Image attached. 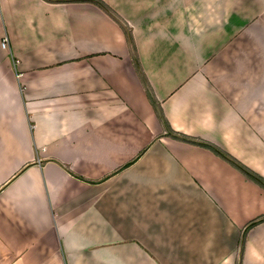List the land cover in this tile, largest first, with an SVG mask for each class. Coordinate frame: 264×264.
Wrapping results in <instances>:
<instances>
[{"label":"crops","instance_id":"obj_1","mask_svg":"<svg viewBox=\"0 0 264 264\" xmlns=\"http://www.w3.org/2000/svg\"><path fill=\"white\" fill-rule=\"evenodd\" d=\"M102 1L170 128L264 178V48L236 46L264 40V0ZM163 134L104 12L0 0V264H235L264 190ZM241 264H264V223Z\"/></svg>","mask_w":264,"mask_h":264},{"label":"trees","instance_id":"obj_2","mask_svg":"<svg viewBox=\"0 0 264 264\" xmlns=\"http://www.w3.org/2000/svg\"><path fill=\"white\" fill-rule=\"evenodd\" d=\"M44 1L50 2V3L90 4V5L95 6L96 8L104 12L109 18H111L120 27V29L122 30V33L124 34L126 43L128 44V47L130 49L132 65L138 75L140 83L142 84L144 88L146 96L162 126V129L164 131L163 136L169 137L171 139H174V140L186 143V144L195 145V146L209 150L210 152H212L213 154L221 158L223 161H225L227 164H229L232 168H234L240 174H242L246 179L250 180L256 186L264 190V178L258 175L257 173H255L254 171H252L251 169H249L248 167H246L245 165H243L241 162H239L237 159H235L233 156H231L227 152L223 151L222 149H220L219 147L215 146L212 143H209L207 141L201 140L196 137H191V136L184 135L182 133H178L170 128L167 121L164 119L163 113L160 109V105L156 101L152 93V90L148 84V81L142 71L141 65L136 55V49H135L132 32L130 28L108 5L104 3V1L102 0H44ZM68 173L81 181H85L81 177L72 174L69 170H68ZM262 223H264V215L251 220L242 229L240 238H239V256L235 264H241L242 262L243 247H244V243H245L248 232L254 227Z\"/></svg>","mask_w":264,"mask_h":264},{"label":"rangeland","instance_id":"obj_3","mask_svg":"<svg viewBox=\"0 0 264 264\" xmlns=\"http://www.w3.org/2000/svg\"><path fill=\"white\" fill-rule=\"evenodd\" d=\"M246 26H248V25H246ZM242 27H243V25H242ZM247 29H248V27L245 28V30H247ZM250 35H248L247 33L243 32V30H242L241 34H240V39H239L240 42H238V40H237L236 41V43H237L236 46H239L240 48H243V49H246V50H250L253 47H256L257 49L264 48V40L257 39L256 41H253L252 37L250 38ZM246 50H243V51L245 52ZM259 56L260 55L258 54L256 57L252 56L251 58H259ZM245 57H246V59H244ZM245 57L243 58L244 60H241V57H240L238 59V61H236V62L237 63H246V62H248L250 57L247 56V55Z\"/></svg>","mask_w":264,"mask_h":264},{"label":"built area","instance_id":"obj_4","mask_svg":"<svg viewBox=\"0 0 264 264\" xmlns=\"http://www.w3.org/2000/svg\"><path fill=\"white\" fill-rule=\"evenodd\" d=\"M5 41H6V39H5ZM2 46H5V43H2Z\"/></svg>","mask_w":264,"mask_h":264}]
</instances>
